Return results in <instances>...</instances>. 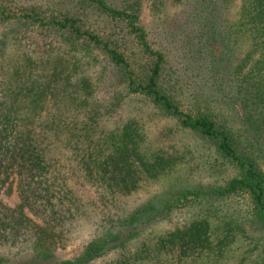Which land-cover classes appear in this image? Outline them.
Masks as SVG:
<instances>
[{
  "label": "trees",
  "instance_id": "trees-1",
  "mask_svg": "<svg viewBox=\"0 0 264 264\" xmlns=\"http://www.w3.org/2000/svg\"><path fill=\"white\" fill-rule=\"evenodd\" d=\"M235 1L154 0L148 27L144 0H0V264H264V0ZM133 97L172 127L116 119ZM187 133L204 182L174 177Z\"/></svg>",
  "mask_w": 264,
  "mask_h": 264
},
{
  "label": "rangeland",
  "instance_id": "rangeland-1",
  "mask_svg": "<svg viewBox=\"0 0 264 264\" xmlns=\"http://www.w3.org/2000/svg\"><path fill=\"white\" fill-rule=\"evenodd\" d=\"M153 1L154 0H144L143 5V18L144 22L148 27H151L154 23L155 16L153 14ZM243 0H236L234 6L231 9L232 19L238 18V13L241 9ZM168 10V9H167ZM172 11L169 12L170 15L173 14ZM173 16V15H172ZM115 92V91H114ZM106 97L105 94H100L99 98ZM107 98V97H106ZM116 119H135L138 121L145 130L148 132L150 137L157 135L158 133L163 132L165 129L171 126V121L163 115L158 109H156L151 104L145 102L141 97H133L128 101V109L123 114H117ZM206 142L197 137L194 134H177L170 145H173V148L178 149L180 152L188 151L189 156L183 161H179L175 168V178L184 177L188 178L193 182H204L209 177V172L206 166L207 160L210 156V150L205 144ZM167 145V144H166ZM165 183H158L154 186H145L140 189L138 194L134 195L131 198H128L127 205L129 209H132L142 203L147 198L152 195L159 193L163 190ZM83 196L87 198H93L94 200L98 197V189L91 187H84L81 190ZM5 204L10 208H17L19 205V199L15 195L12 199L6 200ZM226 205V206H225ZM247 204H243L242 200L227 201L223 203V207L229 208L231 210H237L239 213L246 212ZM187 220V216L184 214L180 215L176 219V223H182ZM82 235L79 239L71 238L65 245V249L61 251V255L64 258L75 257L77 251L82 246V243L85 242L89 235V228L82 229ZM85 235L86 237H82ZM91 236V235H90Z\"/></svg>",
  "mask_w": 264,
  "mask_h": 264
}]
</instances>
